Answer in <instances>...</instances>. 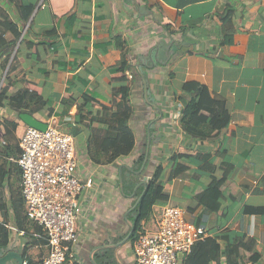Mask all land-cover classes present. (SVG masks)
<instances>
[{
  "label": "crops",
  "instance_id": "1",
  "mask_svg": "<svg viewBox=\"0 0 264 264\" xmlns=\"http://www.w3.org/2000/svg\"><path fill=\"white\" fill-rule=\"evenodd\" d=\"M196 6H203L200 14ZM0 7L20 31L9 91H35L46 102L39 111L20 114L73 135L76 174L93 181L80 197L78 239L67 264H92V254L96 264H135L129 239L116 248L94 250L128 234L124 216L145 192L137 195L142 185L133 195L134 190L157 165L163 168L166 200L154 204L139 225L149 223L155 206L169 203L209 236L242 240V264H264V213L244 212L247 206L264 207V0H0ZM225 12L231 18L226 30L220 21ZM188 82L204 86L228 114L218 136L199 140L184 133L181 88ZM123 89L131 106L127 125L133 146L129 154L107 161L111 151L99 144L106 125L115 124L102 116L84 127L76 124V115L86 102L92 116L102 108L114 112ZM20 114L0 107V123L17 124L6 139L0 124L1 146L18 143L28 127ZM202 154L212 156L214 170L195 177ZM224 163L232 166L222 187L224 208L210 212L195 196L221 177ZM8 228L6 249L23 254L28 239ZM47 253L46 242L31 241L26 250L33 264Z\"/></svg>",
  "mask_w": 264,
  "mask_h": 264
},
{
  "label": "trees",
  "instance_id": "2",
  "mask_svg": "<svg viewBox=\"0 0 264 264\" xmlns=\"http://www.w3.org/2000/svg\"><path fill=\"white\" fill-rule=\"evenodd\" d=\"M7 1L14 4H18L19 2V0ZM228 13H223L220 19L225 30L228 28L229 23H231V18ZM19 37L20 31L16 24L12 21L7 10L0 7V82L3 78L0 86V107L6 105L16 114L39 111L46 103L35 91L28 89H20L15 93H10L9 91L12 84L11 74L14 72L15 67H17L16 57L14 56L13 59L11 57ZM123 64L124 62L121 63V71L125 69V65ZM5 70L6 72L3 77ZM181 90L186 96L183 116L185 120L182 124L184 133L192 139L199 140H206L218 136L227 127L229 122L228 114L223 109L222 104L211 98L207 89L197 83H183ZM89 100H91L90 97ZM89 102L91 103V101ZM86 105L87 102L78 107L76 124L87 127L90 122L97 119L101 120L99 118L102 116H105L110 122L115 124V127L106 125L104 129L105 137L101 141L102 143L100 142L99 144L103 151H111V153L106 154V160L113 161L121 156V153L129 154L133 146V134L127 125L131 115L128 92L124 89L120 90V101L116 103V110L112 112L110 109L102 108V112L98 111L99 117L98 114L95 116L87 114L88 110L84 108ZM0 124L4 128V139L10 136V132L15 130L17 126L15 122L7 120H2ZM4 144L2 146L0 145V251L5 250L8 245L10 235L8 225L10 224L18 231L23 232V236L28 239L23 247L22 255L27 260V264H33L26 254L30 242L34 241L38 244L45 243L46 241L42 238L44 235L41 228L26 217L25 203L20 191V172L16 163L9 160V158L15 159L18 157L20 153L18 143L9 144L7 141H4ZM92 158L98 163L101 157L98 159L93 155ZM197 158L200 161L199 168L194 174L195 177H199L204 172L211 173L214 170L212 156L210 154H202L197 156ZM143 159L144 156L138 158V167L141 166ZM231 168L232 166L230 164L224 163L223 167H221V177L213 180L208 187L204 188L201 193L195 196L196 201L210 212H216L224 208L222 207L224 201L222 187L228 174L231 172ZM162 172L163 168L157 165L141 200L128 216L135 223V230L130 236L129 241L133 242L135 240L136 230L139 226L138 223L148 215L151 207L157 203H164L166 200L160 181ZM142 189L144 188L141 187L139 189L137 195L143 191ZM244 212L248 214H261L264 213V207L247 206L244 208ZM31 229L32 231L30 232L29 230ZM33 234L37 237H34ZM243 250H246L244 242L235 235L231 236L230 239L228 234L216 237L209 236L195 243L190 252L183 257L181 263L242 264Z\"/></svg>",
  "mask_w": 264,
  "mask_h": 264
},
{
  "label": "built area",
  "instance_id": "3",
  "mask_svg": "<svg viewBox=\"0 0 264 264\" xmlns=\"http://www.w3.org/2000/svg\"><path fill=\"white\" fill-rule=\"evenodd\" d=\"M18 147V157L11 160L20 172L25 214L41 228L48 247L40 264H67L78 239L80 197L93 181L77 176L75 140L69 133L51 125L44 130L27 127ZM207 237L205 227L187 220L183 209L155 206L149 223L141 222L136 230L132 244L135 264H180L178 254L184 257Z\"/></svg>",
  "mask_w": 264,
  "mask_h": 264
},
{
  "label": "water",
  "instance_id": "4",
  "mask_svg": "<svg viewBox=\"0 0 264 264\" xmlns=\"http://www.w3.org/2000/svg\"><path fill=\"white\" fill-rule=\"evenodd\" d=\"M19 118L23 121V123L25 125H27L28 127H33L39 130H44L46 128V124H43L41 122H38L37 120L33 119L32 116H30L29 114L23 113L19 115ZM144 167V166H143ZM142 172V170H141ZM150 177L145 178L143 181H141L135 188L133 195L136 192V189L139 186H143L144 187V191L146 189L147 183L150 182ZM82 195V194H81ZM143 193L137 198L136 202L133 204V206L126 212L124 219L126 221V223L129 225L130 231L128 232V234L125 236L124 239H122L119 243L116 244H112V245H106V246H101L96 248L94 251L96 250H105V249H110V248H116L119 245L124 244L132 235V233L134 232V224L127 218V214H129L132 210H134L136 208V206L138 205L139 201L142 198ZM93 251V252H94ZM93 255V254H92ZM91 255V263L92 264H96L93 256ZM180 259H183V254L180 253L178 254ZM25 262L22 254H20L17 250H1L0 251V264H23Z\"/></svg>",
  "mask_w": 264,
  "mask_h": 264
},
{
  "label": "rangeland",
  "instance_id": "5",
  "mask_svg": "<svg viewBox=\"0 0 264 264\" xmlns=\"http://www.w3.org/2000/svg\"><path fill=\"white\" fill-rule=\"evenodd\" d=\"M203 6H204V8H206V9H207L208 7H210L209 5H203ZM203 6H196V7H195V10H196V12H197L198 14L201 13V11H202V7H203ZM198 7H199V8H198ZM55 128H56V127H55ZM57 129H58V128H57ZM66 132H68V131H66ZM165 204H167V203H165ZM167 205H169V206H174V205H172V204L170 205L169 203H168ZM208 231H209V230H208Z\"/></svg>",
  "mask_w": 264,
  "mask_h": 264
}]
</instances>
